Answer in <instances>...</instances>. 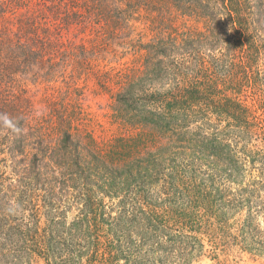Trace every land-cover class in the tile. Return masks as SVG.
Returning <instances> with one entry per match:
<instances>
[{
    "label": "trees",
    "instance_id": "trees-1",
    "mask_svg": "<svg viewBox=\"0 0 264 264\" xmlns=\"http://www.w3.org/2000/svg\"><path fill=\"white\" fill-rule=\"evenodd\" d=\"M118 48L141 54L106 68ZM91 81L123 133L94 135ZM263 111L264 0H0V255L194 264L206 236L263 256Z\"/></svg>",
    "mask_w": 264,
    "mask_h": 264
},
{
    "label": "rangeland",
    "instance_id": "rangeland-1",
    "mask_svg": "<svg viewBox=\"0 0 264 264\" xmlns=\"http://www.w3.org/2000/svg\"><path fill=\"white\" fill-rule=\"evenodd\" d=\"M136 19H138L136 21ZM136 28L139 33L144 35V41H148L151 36V29L149 23L147 22L145 17H141L138 15H133V29ZM135 33H133V39ZM126 42H129L128 38L125 37L124 40L120 39L117 41V44L123 46ZM119 50V60L113 59L110 62L105 61V64H108L106 68L111 67H119L122 68L127 65H133V60H136L141 53H133V50L130 49H122ZM108 60V59H107ZM33 87V86H31ZM94 82L91 81L89 84V89L86 96V101L84 102V107L89 113V118L91 121V129L94 132V135L99 139H105L120 133H123L124 130L117 123H114L111 119V110L108 105L111 103L110 95L106 93L95 94L93 90L96 88ZM249 96V97H247ZM44 95L38 94L34 98L35 105L37 107H43ZM243 99H245L249 105H254L255 107H259V105L252 99L250 94H244ZM259 112H262L261 110ZM264 112V111H263ZM247 179H252L251 175L247 176ZM246 213V212H245ZM244 213L241 215H236V220L240 221L239 218H244ZM71 214H69L68 220H71ZM235 219L230 220L231 222H235ZM254 226L259 225L264 231V214L256 215L254 222ZM205 250L202 256L198 259L194 260V264H264V255L260 256L258 254H253L248 250H243L242 246L236 242H228L225 240L221 241H210L209 237H204ZM225 241V242H224ZM223 242V243H222ZM8 255H0V264H45L43 260H40L38 257L34 259L31 263V259L28 256H24L23 258L20 254L15 256Z\"/></svg>",
    "mask_w": 264,
    "mask_h": 264
}]
</instances>
